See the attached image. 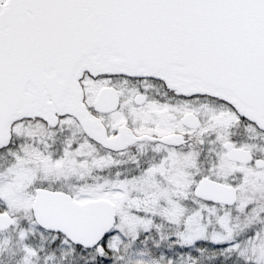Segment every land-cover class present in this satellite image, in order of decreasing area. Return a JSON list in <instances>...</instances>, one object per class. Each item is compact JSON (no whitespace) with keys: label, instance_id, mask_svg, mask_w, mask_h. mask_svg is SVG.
Instances as JSON below:
<instances>
[{"label":"snow or ice","instance_id":"6c2138e0","mask_svg":"<svg viewBox=\"0 0 264 264\" xmlns=\"http://www.w3.org/2000/svg\"><path fill=\"white\" fill-rule=\"evenodd\" d=\"M0 264H264V0H0Z\"/></svg>","mask_w":264,"mask_h":264}]
</instances>
